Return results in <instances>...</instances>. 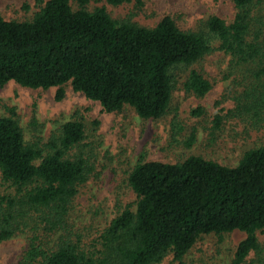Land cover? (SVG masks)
Listing matches in <instances>:
<instances>
[{
	"label": "trees",
	"instance_id": "16d2710c",
	"mask_svg": "<svg viewBox=\"0 0 264 264\" xmlns=\"http://www.w3.org/2000/svg\"><path fill=\"white\" fill-rule=\"evenodd\" d=\"M90 0H48L30 21L0 16V85L14 82L30 89L68 85L97 102L103 111L129 107L140 119L167 112L174 69L191 66L212 49L201 33L182 31L169 17L153 27L114 21L104 9L84 10ZM118 6L127 0H104ZM235 8L226 23L204 21L216 49L233 67L249 74L250 89L235 99V112L264 120V0H230ZM183 88L205 95L210 84L191 70ZM84 138L80 122L64 123L49 152L25 142L11 117L0 116V179L13 194L0 196V241L19 229L54 234L67 228L73 198L89 169L83 160L66 159ZM135 195L134 210L124 209L99 235L94 253L69 241L45 250L29 242L24 264H158L172 253L180 261L203 236L243 233L230 264H264L248 256L259 251L264 231V146L227 167L198 156L180 163L141 162L126 178Z\"/></svg>",
	"mask_w": 264,
	"mask_h": 264
},
{
	"label": "rangeland",
	"instance_id": "374dc122",
	"mask_svg": "<svg viewBox=\"0 0 264 264\" xmlns=\"http://www.w3.org/2000/svg\"><path fill=\"white\" fill-rule=\"evenodd\" d=\"M48 0H0V16L5 20L30 21ZM73 11L75 0H69ZM102 8L114 21H131L153 27L163 17L171 18L182 31L199 32L206 37L211 51L191 66L174 69L173 90L165 115L159 119H140L129 107L105 112L94 101L63 87L56 100L57 88L30 89L14 82L0 85V116L13 118L26 143L43 153L57 139L60 127L80 122L84 138L65 154L66 159L83 160L89 175L80 185L70 205L67 228L54 234L42 230L19 229L0 241V264H24V254L33 237L45 250L69 241L81 250L94 253L97 239L112 219L124 209L134 210L135 195L126 178L141 162L180 163L198 156L227 167H234L243 154L264 146V120L247 119L235 112V99L250 89L249 74L235 68L230 57L216 49L218 44L204 27V21L217 16L226 23L235 8L230 0H127L111 6L104 0H90L84 10ZM195 70L210 84L208 92L196 96L183 88L189 71ZM241 94V97H242ZM240 98V97H239ZM13 189L0 179V196ZM259 251L252 258L264 260V231L256 234ZM243 233L201 237L180 260L168 253L158 264H230ZM250 264V263H249Z\"/></svg>",
	"mask_w": 264,
	"mask_h": 264
}]
</instances>
